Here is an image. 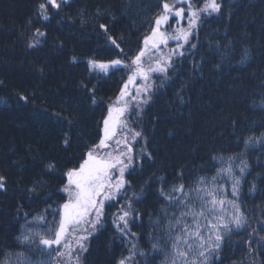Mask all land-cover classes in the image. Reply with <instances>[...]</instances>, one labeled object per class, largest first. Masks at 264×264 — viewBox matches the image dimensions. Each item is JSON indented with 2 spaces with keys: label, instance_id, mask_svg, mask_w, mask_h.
I'll list each match as a JSON object with an SVG mask.
<instances>
[{
  "label": "trees",
  "instance_id": "16d2710c",
  "mask_svg": "<svg viewBox=\"0 0 264 264\" xmlns=\"http://www.w3.org/2000/svg\"><path fill=\"white\" fill-rule=\"evenodd\" d=\"M43 2L0 0V176L5 178L0 264H56L55 251L42 253L38 237L25 245L22 234L43 233L58 222L51 213L66 201L65 173L98 142L131 59L165 0H69L60 11L49 8L46 21L38 14ZM220 5L218 13L201 19L187 51L175 59L167 79L158 77L151 100L133 119L142 133L135 171L127 173V199L112 204L118 211L132 203L134 235L121 237L108 206L84 264H118L129 256L130 264H171L173 249L164 232L167 218L182 209L168 207L161 187L184 184L187 190L201 177L210 182L229 160L236 176L241 161L247 168L238 196L231 194L230 178L217 177L218 195L226 203L216 215L230 231L220 229L221 247L209 264H264V0H221ZM116 59L122 64L106 70L89 65ZM227 201L239 206L240 228L231 222L235 209ZM41 215L47 228L36 220ZM157 241L159 250H153Z\"/></svg>",
  "mask_w": 264,
  "mask_h": 264
},
{
  "label": "snow or ice",
  "instance_id": "6c2138e0",
  "mask_svg": "<svg viewBox=\"0 0 264 264\" xmlns=\"http://www.w3.org/2000/svg\"><path fill=\"white\" fill-rule=\"evenodd\" d=\"M177 2L181 5H187V9L183 6L176 7L175 4H170L167 0L162 4V10L154 20V27L150 35L144 37L143 47L131 59L132 68L128 81L121 89L115 103L109 106L107 110V116L102 121L98 142L88 148L78 167L71 168L65 173L67 183L63 191L68 198L57 211L51 213L54 218L59 217L58 222L47 228L46 217L43 215L37 217V222L45 225L47 231L43 233L28 231L22 234V243L25 245L34 242L33 237H38V247L42 246L40 248L42 253L48 249L50 250L47 253L49 256H52V251H55L57 256H63L65 253L59 251L60 246L63 245L64 248L71 250L72 246L68 242V237L83 226L82 231L85 234H80L73 239L77 247L87 251L84 241L88 240L98 226H103L101 221L106 204L112 207V201L119 202L121 198L127 199L125 195L127 190L125 172L130 168L132 172L135 171L132 145L137 142V138L142 137L141 132L131 128L127 121L122 119L129 110L127 97L131 94L127 91L128 85L137 79L145 82L143 89L137 88L136 90V95L143 97L136 107L139 109L140 105H147L151 100L152 86L148 83L150 74L160 73L167 79L169 69L173 68V57L183 56L187 51L184 49V44L188 43L192 30L201 19V13L210 16L213 13H218L221 8L217 0H204L202 7L194 6L192 0H177ZM67 3L69 0H45L39 4L38 14L46 21L50 18L48 15L49 8L60 11L61 5ZM172 19H175L178 24L187 19V29L179 27L169 35L162 28L164 26L171 27L169 21ZM100 28L105 32L108 31L105 24H101ZM36 32L39 36L46 35L39 29ZM109 39L113 45L120 48L114 38L109 37ZM170 39L183 41V43L178 44L177 48L169 49L168 53H164L163 49ZM38 43L39 40L30 43L29 47H36ZM190 47L195 48L196 45L191 44ZM146 54H149L150 60L147 67L143 61ZM121 64L120 59L113 60L110 64L101 63L98 65L95 61H89L90 66H96L102 70H106L109 66L115 67ZM124 66L128 67L127 65ZM21 99L26 100L27 98L22 96ZM65 145H68L67 139H65ZM146 155L151 159L150 153H146ZM220 162L222 165L224 164L223 160ZM52 167L49 165V170ZM246 168V162L241 161L240 176H236L233 170V161L229 160L226 166L218 169L217 176H213L210 182L201 177L195 186L187 190L184 184L174 186L170 190L161 187L160 195L167 201L168 207L182 209L178 216L173 215L171 218H167V212H165L168 223L164 235L171 242L173 249L171 264H177V260L182 261V264H209L212 256L221 247L223 234L220 229L230 231L229 225L220 222L221 217L216 215L218 210H223L226 203L218 195L220 188L216 186L217 177L223 175L230 178L232 180L231 194L238 196L241 177ZM132 172H129V175ZM4 179L0 176V189L4 188ZM136 199L138 201L139 197ZM227 203L235 209L231 222L240 228L244 222V217L239 212V206L234 201H227ZM134 215L131 202L119 207L113 226L122 238L127 235H134L130 232L129 224L130 218ZM201 220H203V225L200 223ZM156 223L161 225L163 222L158 220ZM48 232L52 233L51 237L48 236ZM152 248L159 250V242L153 243ZM141 255L143 254L141 253ZM130 259V256L124 257L118 264H128ZM20 264H24V262L21 261ZM41 264H48V261H41Z\"/></svg>",
  "mask_w": 264,
  "mask_h": 264
},
{
  "label": "rangeland",
  "instance_id": "374dc122",
  "mask_svg": "<svg viewBox=\"0 0 264 264\" xmlns=\"http://www.w3.org/2000/svg\"><path fill=\"white\" fill-rule=\"evenodd\" d=\"M220 1H221V0H217V2H218L219 4H220ZM167 2L170 3V4H175L176 7H181V6H183V7H185V8L187 9V5H181V4H179V3L177 2V0H168ZM192 2H193V4H194V6H196V7H202V6H203V4H202V5H199L198 2H196V0H192ZM213 14H214V13H213ZM213 14H212V15H213ZM204 16H208V15H206V14H204V13H201V19H202ZM201 19L198 21L197 26L192 30V35L189 37L188 43H187V44H184V49L188 46V44H189V42H190V40H191L193 34L195 33L197 27H198L199 24H200ZM169 24L171 25V27L164 26V27L162 28V30L167 31V32L169 33V35H171V34L174 32V30H176V29L179 28V27H183V28L187 29L188 21H187V19H185V20L181 21V22L178 24V23L176 22L175 19H172V20L169 21ZM181 43H183V41H176V40H171V39H170V40L168 41L167 46L163 49L164 53H168L169 49L177 48V45H178V44H181ZM142 47H143V46H142ZM178 57H179V56H174V57H173V60L175 61V59L178 58ZM143 61H144L145 67H147L148 64L150 63V60H149V54H146V55H145V57L143 58ZM103 64H108V63H103ZM131 68H132V65H130V69H131ZM169 70H170V69H169ZM130 74H131V72H130ZM130 74H129V75H130ZM160 76H163V75L160 74V73H151V74H150V80L148 81V83L151 84V86H152V87H151V93H150L151 95H152V93H153V91H154V88H155V84H156V82H157V79H158V77H160ZM127 81H128V79L126 80V82H127ZM126 82H125V83H126ZM144 84H145V82H144L143 80H141V79H137L134 83L129 84V85H128V89H127V91L131 94L130 96L127 97L128 101H129V110H128V112H126V113L124 114V116L122 117V119L125 120V121H127V123L129 124V126H130L131 128H133L134 130H136V129L133 127V119L136 118L137 116H139V115L141 114V112L143 111V109L145 108V106H146V105H140V106H139V109L136 107L137 103L143 98V97L140 96V95H136V90H137V88L143 89ZM133 97H135V99H133ZM115 101H116V100H115ZM115 101H114L110 106H112V105L115 103ZM139 140H140V138H137V142L134 143V144L132 145V146H133V149H134L133 155H134V157H135L134 164H135L136 159H137V156H136V154H135V150L137 149V148H136V145H137V143L139 142ZM133 166H134V165H133ZM130 169H131V168H130ZM130 169H129V170H130ZM129 170H127V171L125 172V181H126V184H127V173H128ZM66 183H67V182H66ZM64 186H65V185H64ZM63 188H64V187H63ZM63 188L61 189V190H62V193L66 196V200H67L68 197H67V194L63 191ZM113 202H114V201H112L111 204H112ZM112 205H114V204H112ZM116 205L118 206V204H116ZM116 205H115V206H116ZM115 206H113L112 210L110 211V212L113 213V215H111V221H112V223H113V221L116 219V215H117V212H118V211L115 210V208H116ZM108 209H109V208H108V205L106 204V206H105V210H104V216H103V219H102V221H101V223H102L103 226L105 225V218H106L107 215H108V214H107ZM110 214H111V213H110ZM131 219H132V217H131ZM129 223H130V220H129ZM103 226H102V227H103ZM82 227H83V226H82ZM82 227H81V229H78L77 232L72 233V235H70V236L68 237V242H69V243L71 244V246H72V247H71V250L64 248L63 245L60 246L59 251L65 253V255H63V256H56V264H84L83 257H84V255L87 253V251H88V249H89L90 239H91L92 237H94V236L98 233V231H99V229H100L101 227L98 226V227H97V230L91 233V235L89 236L88 240L84 241V243H85V245H86V247H87V251H83V250H81L79 247H77L76 244L74 243V239H73L74 237H76V236H78V235H80V234H85V233H83V231H82ZM89 231L91 232V229H89ZM127 236L129 237L130 235H127ZM54 247H55V246H54ZM128 264H130L129 261H128Z\"/></svg>",
  "mask_w": 264,
  "mask_h": 264
}]
</instances>
